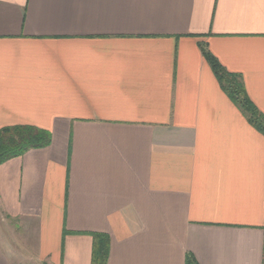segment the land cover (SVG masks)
<instances>
[{
  "label": "crops",
  "instance_id": "1",
  "mask_svg": "<svg viewBox=\"0 0 264 264\" xmlns=\"http://www.w3.org/2000/svg\"><path fill=\"white\" fill-rule=\"evenodd\" d=\"M264 0H0V264H264Z\"/></svg>",
  "mask_w": 264,
  "mask_h": 264
},
{
  "label": "trees",
  "instance_id": "2",
  "mask_svg": "<svg viewBox=\"0 0 264 264\" xmlns=\"http://www.w3.org/2000/svg\"><path fill=\"white\" fill-rule=\"evenodd\" d=\"M205 60L211 67L220 86L230 100L244 113L250 125L264 135V115L248 97L240 74L230 73L202 44ZM51 144V134L31 126H15L0 130V165L24 155L31 149L46 148ZM92 264H108L111 241L107 234L94 233ZM186 264H198L188 256Z\"/></svg>",
  "mask_w": 264,
  "mask_h": 264
}]
</instances>
